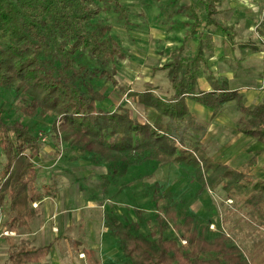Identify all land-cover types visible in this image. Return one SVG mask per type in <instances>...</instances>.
<instances>
[{"label": "rangeland", "instance_id": "374dc122", "mask_svg": "<svg viewBox=\"0 0 264 264\" xmlns=\"http://www.w3.org/2000/svg\"><path fill=\"white\" fill-rule=\"evenodd\" d=\"M170 1L121 0L124 14L116 10L111 0L98 3L101 13L93 20V27L106 33L104 39L110 38L116 43L122 58L100 63L86 54L78 55L77 71L82 67L96 69L93 75L84 76L70 71L65 61L53 55L46 57L47 64L55 69L59 79L75 86L82 94L99 93L103 97L98 103L101 110L112 112L124 107L141 123L153 124L158 112L127 95L148 90L169 101L177 93L176 88L180 91L182 83L190 82V77L185 75L186 64L193 62L188 43L194 38L190 28L193 19L184 12L179 14L171 10ZM200 15V24L205 23V17ZM240 16L239 23L223 34L236 44L252 45L253 49L248 53L255 56L247 66L246 61L238 58L239 45L234 46L232 52L236 58L228 65L234 77L255 74L258 80L247 87L245 93L237 92L246 107L254 108L264 103V8L250 17L242 13ZM175 44L188 48L179 58L182 68L178 70L173 67ZM208 44L203 45V51L213 47ZM197 71L207 74L209 81L214 82L206 65L195 66L192 72L196 77L199 76ZM107 77L110 80H106ZM214 80H217L216 76ZM224 84L227 86L228 81ZM12 85L0 84V117L8 124L20 122L42 137V156L36 160L37 186L40 191L47 184L50 189L51 185H57L58 195L53 200L55 204L59 202L58 209L62 212L58 225L50 217L37 218L20 234L12 232L9 236L19 246L44 247L52 243V251L41 264H131L111 230L117 225L127 227L132 235L147 240L154 249L160 239L174 240L182 247H189L191 231L183 227L186 224L209 242L221 234L228 235L229 247L239 249L244 258L261 240L263 232L242 212L239 204L226 198L222 188L215 191L208 188L197 167L189 161L191 158L159 161L157 158L145 159L149 157L147 154L138 155L127 163H122L120 156L102 161L93 157L79 141L66 142L63 136L62 141L60 138L57 141L52 130L57 117L45 113H39L35 118L26 115L31 97L25 88ZM193 87L196 90L198 84ZM188 111L190 116L192 109ZM211 111L215 114L209 123L203 121L205 117H198L199 121L196 117H184L176 123V133L183 136L188 148H194L198 143L205 146L209 157L217 163L236 166L255 154L259 157V168L253 173L264 179V150L263 154L252 153V140L245 139L242 143L238 140V127L245 117L237 102L230 101L217 112ZM228 148L235 150L227 152ZM241 155L243 161H236ZM4 160L0 151V163ZM168 209L176 211V218L167 212ZM8 222L6 217L5 228H8ZM6 238L0 243V264H8L11 243ZM213 258L217 256L206 257Z\"/></svg>", "mask_w": 264, "mask_h": 264}, {"label": "trees", "instance_id": "16d2710c", "mask_svg": "<svg viewBox=\"0 0 264 264\" xmlns=\"http://www.w3.org/2000/svg\"><path fill=\"white\" fill-rule=\"evenodd\" d=\"M103 1L0 0V84L25 88L31 97L26 115L35 118L39 113H45L57 117L52 125L57 141L58 138L62 141V136L66 142L79 141L93 157L102 161L120 156L121 162L127 163L138 155L147 154L149 157L145 159L157 158L159 161L191 158L189 161L197 167L208 188L212 191L222 188L226 198L239 204L242 212L263 232L253 251L244 258L239 249L229 247L228 235L221 234L209 242L197 230L191 229L190 224L183 226L191 231L186 248L177 241L160 239L154 249L147 240L132 235L127 227H112L131 264H264V179L252 175L256 158L244 168L235 170L215 162L200 143L188 148L183 136L176 133V123L186 116L192 117L188 113L187 96L215 112L228 102L236 101L245 117L238 132L264 145V103L254 108L246 107L237 92L224 89L195 96L193 86L197 77L192 70L202 62L200 45L195 59L186 67L185 75L190 77V82L182 83L180 91L176 88L173 99L162 100L148 90L127 95L158 112L153 124L141 123L124 107L112 112L101 110L98 103L103 97L99 93L86 96L59 79L55 69L47 64L46 57L53 55L65 61L70 71L83 76L93 75L96 69L82 67L77 71L78 55L86 54L100 63L122 58L116 43L110 38L104 39L106 33L93 27V20L101 13L97 4ZM111 1L116 10L125 13L121 0ZM214 14H207V24L228 33V28L219 24ZM194 20L195 30L200 26V17L196 15ZM173 67L178 70L182 64L178 62ZM106 80H110L109 77ZM42 146V137L32 129L20 122L8 124L0 117V151L5 158V162L0 163V195L10 232L29 228L38 215L33 204L39 202L41 196L37 186L38 169L33 161L41 156ZM42 190L51 194L47 186ZM167 212L173 217L177 215L174 209ZM51 248V244L31 247L19 246L12 241L7 254L8 264H41L48 258ZM210 255L217 258L206 259Z\"/></svg>", "mask_w": 264, "mask_h": 264}, {"label": "crops", "instance_id": "0c3cea01", "mask_svg": "<svg viewBox=\"0 0 264 264\" xmlns=\"http://www.w3.org/2000/svg\"><path fill=\"white\" fill-rule=\"evenodd\" d=\"M175 2H176V4H175ZM169 4L171 5V10H174V12H179V14L181 12H184V13H186V15H188V17L193 19V23L190 27L191 33H193V29H194V23H195L194 17L196 15H198L201 18L200 13H202V15L205 17V23L201 22L200 26L194 30V33H193L194 38L191 42H188V43H190V49L192 51V56H191L192 60L195 59L200 45H201V47H203V45L205 43H209L208 46L209 45L213 46L211 48L205 47L206 50L203 51L202 62L199 64V67H201L203 64L206 65L207 69L209 70L210 76L213 77L211 79H213L214 82L209 81L207 74L205 76V75H202L203 73L199 74V71H197L199 76H197L198 87L195 90V96L201 95V94L214 93V92L220 91L222 89L227 90L229 92H238V91L240 92L241 91L240 92L241 94L245 93L244 91L247 89V87H250V85H252V83L256 82L258 79H256L255 74H250V73H246L245 76L234 77L231 73L228 62L230 60H234V58H236V56H234L235 54L232 51H234V46L239 45L238 58L241 61H246L247 62L246 66H247L255 56V54L248 53L249 49H253L252 45L238 44V43L236 44L235 42L231 41V38H227V37L225 38L223 31L216 28L215 26H209L207 24L206 17H207V14L209 12H215L214 16H215L216 20L219 22V24L227 27L228 29L229 28L233 29V27H235L239 23L238 20L241 19V16H240L241 13L246 17H250L251 15L258 13L259 10H262L264 8V6H263L264 0H172V1H170ZM185 28H187V26ZM200 29H202V30L200 31ZM232 32L235 33L234 30ZM210 43H212V44H210ZM174 49L173 50L175 53V63L177 65L179 58L183 56V53L186 52L185 49H188V48H183L182 45L177 46V44H175ZM240 49H245L247 52L243 53V51L241 50V52H242L241 53ZM188 64H186V65H188ZM248 71L249 70H247V72ZM202 72H204V71H202ZM204 73H206V72H204ZM215 76H216L217 80H214ZM225 81H228V85H227L228 87L224 84ZM219 83H222V86H220ZM187 99H188L187 100V106H188L189 110L192 109V113H191L192 117H196L197 120L199 118L205 117L203 121H206V123H209L210 121H212L211 120L212 116L215 114V113H213V114L210 113V111L212 109L207 108V107L197 103L193 98H191L189 96H187ZM204 108H207L210 111H207ZM149 109H152V108H149ZM199 120H201V119H199ZM238 138H239L238 139L239 142H241V141L244 142L245 139L250 140V141L252 140L253 149H250V150H252V153H256V154L262 153L263 154L264 145L261 144L260 142H258L257 140L250 138V137H246V136L239 134V133H238ZM247 142H249V141H247ZM234 150H235L234 148L233 149L228 148L227 152H233ZM254 156H255V154H254ZM254 156H253V158H254ZM253 158L251 157L248 160H245V162L238 164L236 166L233 164H229L227 162L224 163V162L220 161L219 163L227 165V166H229L235 170H240L243 167H245L247 165V163L250 160H252ZM255 158H256V164L251 168L252 175H254V176H255V173H253V172L257 168H259V166H258L259 165V161H258L259 157L255 156ZM37 159H39V158H37ZM37 159H35L33 161L36 168H37V164H36ZM243 159H244V157H243V155H241L240 158H238L236 161L241 162V160L243 161ZM4 162H5V160L1 163H4ZM46 169L49 170V167H47ZM43 172H44V170H42L41 173H43ZM47 174H48V172H47ZM38 176H39V171H38ZM45 184H47V183H45ZM46 186L49 188L50 185L47 184ZM51 186H52L51 189L49 188V191H50L49 193H51V194L48 195L45 193L44 190L41 189L40 190L41 200L39 202L34 203V204H37L36 208L34 207V204H33V207L37 210V213H38V215L35 219H37V218H40V219L41 218H47L48 219V217H50V220L51 221L54 220L53 223H55V225H58L57 220L61 219V213L62 212H60L58 209L57 203H59V202H57L55 204L56 201H54L58 195L57 190H56L57 185H51ZM51 190H53L54 192H52ZM52 227H54V226H52ZM14 233L20 234L19 232H14ZM11 240L14 241V243H15V240L13 238ZM11 240H6V241L11 243L12 242ZM52 248H53V245H52ZM52 248H51V251H52Z\"/></svg>", "mask_w": 264, "mask_h": 264}, {"label": "built area", "instance_id": "2783aa9c", "mask_svg": "<svg viewBox=\"0 0 264 264\" xmlns=\"http://www.w3.org/2000/svg\"><path fill=\"white\" fill-rule=\"evenodd\" d=\"M34 207L36 208L37 204H34ZM5 219H6V216L3 210V206L1 203V195H0V243L4 237H9L12 233L9 231L8 228H5Z\"/></svg>", "mask_w": 264, "mask_h": 264}, {"label": "bare ground", "instance_id": "6f19581e", "mask_svg": "<svg viewBox=\"0 0 264 264\" xmlns=\"http://www.w3.org/2000/svg\"><path fill=\"white\" fill-rule=\"evenodd\" d=\"M260 170V169H259ZM262 170H264V169H262Z\"/></svg>", "mask_w": 264, "mask_h": 264}]
</instances>
